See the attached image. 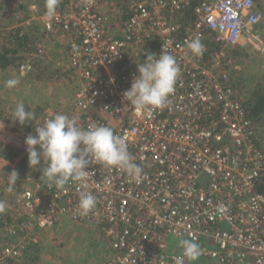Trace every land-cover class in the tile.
<instances>
[{
  "label": "built area",
  "instance_id": "2783aa9c",
  "mask_svg": "<svg viewBox=\"0 0 264 264\" xmlns=\"http://www.w3.org/2000/svg\"><path fill=\"white\" fill-rule=\"evenodd\" d=\"M116 1L128 16L119 35L100 11L102 0H59L52 20L44 5L41 15L29 11L25 26L69 44L68 65L81 81L72 98L78 125L108 126L123 137L147 179L137 184L124 171L97 164L89 166L86 185L63 190L25 176L13 212L0 220V232L13 239L0 249V264L19 261L38 230L62 219L94 226L109 250L102 264H160L162 258L174 264L182 239L197 242L199 258L215 264H264V145L231 83L234 60L227 53L248 42L264 52L257 31L262 11L254 0H203L186 23L190 0ZM197 37L202 55L187 47ZM163 45L179 68L175 92L165 107L137 113L123 93L137 65L148 53L159 57ZM10 128L0 121V142L26 150L35 128ZM85 190L96 206L82 216ZM2 195L0 187V201Z\"/></svg>",
  "mask_w": 264,
  "mask_h": 264
},
{
  "label": "clouds",
  "instance_id": "9594fccd",
  "mask_svg": "<svg viewBox=\"0 0 264 264\" xmlns=\"http://www.w3.org/2000/svg\"><path fill=\"white\" fill-rule=\"evenodd\" d=\"M59 0H46V17L52 20L56 14ZM188 49L194 55L203 54V45L199 38L187 42ZM179 68L176 58L163 45L159 57L148 53L146 59L137 65V75L131 87L123 93V100L137 113L159 109L169 103V97L175 92ZM19 81L8 79L5 86L15 87ZM34 119V114L25 109L23 102L17 103L11 114V120L25 125ZM28 163L33 169L41 166L42 176L58 190L65 185L79 183L86 185L91 171V164L103 165L124 171L132 181L142 183L147 176L143 169L133 161L128 151L126 140L114 134L108 126L89 125L87 128L78 125L77 121L65 114H55L45 120L43 126L35 127V135L25 138ZM43 164L41 165V162ZM8 177V190L16 185L18 172L13 170ZM96 206V198L89 191L79 193L78 207L80 215H88ZM5 203L0 201V212ZM182 249L180 255L174 256V264H186L195 261L201 255L200 245L191 239L179 241ZM160 264H166L162 258Z\"/></svg>",
  "mask_w": 264,
  "mask_h": 264
},
{
  "label": "rangeland",
  "instance_id": "374dc122",
  "mask_svg": "<svg viewBox=\"0 0 264 264\" xmlns=\"http://www.w3.org/2000/svg\"><path fill=\"white\" fill-rule=\"evenodd\" d=\"M19 2L22 6H24L23 11L26 10L27 12V18L22 23H20L21 21H19V19L15 17L18 16L19 11L15 14L10 15L12 13L11 11L20 9V7L18 6ZM33 2H39L40 4L44 3L43 0H33ZM33 4L31 0H12L9 5L5 6L6 8L0 15V25L12 27L14 24H17V21H19V24L17 26H25L26 22L29 20L28 11L32 13L33 10V14L35 15H41L43 13V5L36 4L37 9H31V6ZM260 4L261 6H259V8L264 15V0L260 2ZM117 6L119 7L121 6V4L116 0H105L102 3L100 11L102 12L107 8L112 10L113 8H117ZM20 12H22L21 9ZM109 15L111 20V16L113 14L109 13ZM19 16L21 17L22 15L20 14ZM23 18H25V16ZM257 31L258 35H261V37L264 36V19L262 25L258 28ZM43 43V48L40 47L41 53L39 54V57L40 60L43 61V64L49 65L50 69L52 70L42 79H38L36 71H33L34 73L32 72L33 74L31 75V78H28L29 72H20V79H23L24 82L22 80H18L19 76H16L15 72H11L12 75L9 73L6 74L0 72V95L5 100H7V103L10 104V108L13 110L16 107L17 103L23 102L27 111H33V127L37 126L39 121H41L44 117L54 116L57 113L65 114L70 118L76 120L77 117L72 113V98L81 87V81L75 74V71L68 65L69 44L66 43L63 39H48L47 36L43 40ZM227 51L228 55L233 58V55L231 53L232 50ZM237 52H239L241 56L240 54L237 55L236 60L233 64L234 69L231 72L232 74H234V76L236 75V73L240 74L241 72L245 73V75L247 76L246 77L243 75L244 78H246V81L245 83H243V85H245L243 89L240 90V93H253L258 89L257 85L260 80L264 84V52L262 50H259L255 46V44L251 45V43L249 42L247 43V45L245 44L242 49H237ZM56 72L59 73L58 76L52 77L51 75H55ZM13 78L17 79L19 83L13 88L6 87L5 82L8 79ZM247 79H249V81ZM10 127L11 131H18L19 129H21L19 126L12 123L10 124ZM258 135L260 137L259 139L262 145H264V127H262ZM26 153L27 152H24V155H22L20 159H24ZM42 164L43 162H41V165ZM40 167L41 166H37V169H32L29 166V163H26L20 173H24L23 176H32L35 174L37 178L39 177L40 179H42V171L40 170ZM10 170L13 171V167ZM8 174L9 172L4 167V164H2L0 161V187L3 191L1 201L5 203L4 211L0 212V220L5 213L10 214L11 212H13V209L11 208L12 201L17 192L15 188L16 186H19V188H21V186L23 185L22 181L16 186H13L12 190L9 191V185L6 182V185L3 188L5 179H8ZM81 225V228L77 229L76 227H71L69 228L70 231H67L65 233L64 231L53 233V230L56 227L43 230L44 233L40 236L42 238V245H35L33 243H30L28 248H30L29 250H37L38 253L45 248L46 244L51 243L54 248L51 250L48 248L49 252H47V249H45V251L47 252V255L50 252H53V256L56 257H52L58 260V264H102L103 260H101V256L105 253V247L107 248V246L104 243L101 234L95 231V229H90V227H87L86 224ZM40 234L41 233L39 232L38 235ZM11 241H13V239L11 240L10 238L2 237V232H0V249L3 248L6 243ZM192 263L215 264L214 262H210L201 258L192 261Z\"/></svg>",
  "mask_w": 264,
  "mask_h": 264
},
{
  "label": "trees",
  "instance_id": "16d2710c",
  "mask_svg": "<svg viewBox=\"0 0 264 264\" xmlns=\"http://www.w3.org/2000/svg\"><path fill=\"white\" fill-rule=\"evenodd\" d=\"M12 0H1L0 2V15L2 11L6 8V5H9V3ZM191 7L187 12V16L184 19L187 22H190L192 20V12L196 6H198L203 0H190ZM258 6H261L260 2L263 0H254ZM32 4L37 5H45V3H37L33 2L31 0ZM22 12H20V9L11 11L12 14L17 13L18 16H15L16 18L21 21L20 23L24 22V20L27 18V12L26 10L23 11V7L20 2L18 4ZM29 13V11H28ZM6 14V13H5ZM4 14V15H5ZM22 15L21 17L19 15ZM25 16V18H23ZM127 15L124 13L122 17V21L127 20ZM19 21H17V24H14L12 27L6 26V25H0V72L2 73H9L12 75L11 72H15L16 76L18 77L19 81H23V79H20V72L21 67L23 65L29 64L32 67V70L28 73V78H31L32 74L36 71V74L38 76V79H42L46 74L51 72L52 69H50L49 65H44L43 61L40 60L39 54L41 53V48H43V40L45 39L44 33L40 31V28L38 26L36 27H26V26H17L19 24ZM21 25V24H20ZM234 61L236 60L237 55L240 53L237 52V50L231 51ZM241 56V54H240ZM34 71V72H33ZM33 72V73H32ZM58 72H56L55 75H51L52 77L58 76ZM245 73L241 72L240 74L236 73L232 74L230 73L231 83L234 85V88L236 92L238 93V96L243 101L247 114L249 118L253 121L256 127V131L259 134L262 127H264V84L263 82H258V89L253 93L248 94H242L240 93V90L243 89L246 78H244ZM13 76V77H16ZM247 77V76H246ZM249 81V79H247ZM24 82V81H23ZM15 109V108H14ZM31 111V110H30ZM13 112V109L10 108V104L7 103V100H5L0 95V121L6 122V123H12L20 128H23L24 130L30 131L33 130V122L34 119L31 122L26 123L25 125H20L18 122H13L11 120V114ZM33 113V111H31ZM259 137V135H258ZM260 138V137H259ZM24 152H27L26 150H20L17 148L10 147L9 145L3 144L0 142V161H6V169L12 172L13 170L18 172V180L16 182V185L18 183H21L23 179L25 178L24 173L21 174L20 172L23 170V166L28 163V153L25 154L24 159H20L22 155H24ZM43 162V161H42ZM20 173V174H19ZM42 174V172H41ZM15 185V186H16ZM17 191L19 190V186H16L15 188ZM8 264H17V262H9Z\"/></svg>",
  "mask_w": 264,
  "mask_h": 264
},
{
  "label": "crops",
  "instance_id": "0c3cea01",
  "mask_svg": "<svg viewBox=\"0 0 264 264\" xmlns=\"http://www.w3.org/2000/svg\"><path fill=\"white\" fill-rule=\"evenodd\" d=\"M105 0H102V2H104ZM121 4V3H120ZM111 9H104L102 11V13H105L107 14L109 17V13L110 14H113L111 17V31L114 33V35H119L121 34L120 30H121V22H122V19L121 17H123V14L126 13V10H125V5L121 4V6H117V8H113L111 11ZM110 11V12H109ZM109 12V13H108ZM262 39L264 40V36L262 37ZM3 143V142H1ZM5 144V143H3ZM8 145V144H6ZM10 146V145H9ZM12 147V146H10ZM14 148V147H13ZM2 164H4V167L6 168V161H1ZM7 170V169H6ZM10 174V171L7 170ZM4 180V179H3ZM6 182L8 183V179H5V184L3 185V188L4 186L6 185ZM5 190V189H4ZM14 206V199L12 201V207ZM87 227H90V229H94V226L90 225V224H86ZM1 226V225H0ZM80 226H82L81 224H76V223H73V222H69L68 220H65V219H62L61 222H59L55 227V229L53 230V233H59V232H67V231H70L69 228H74L76 227L77 229L81 228ZM39 232L41 233L40 235ZM43 230H38L37 231V234L35 236V239H34V242H31L35 245H42V238L40 237L42 234H43ZM2 237L3 234H2ZM6 245V244H5ZM48 248L51 250L53 249L54 247L52 246L51 243L49 244H46L45 248L42 249L41 251H39L37 253V250H29L30 248H28V250H26L23 254H22V257L19 261V263L17 264H58V260L56 258H53V257H56V256H53V252H50L48 255H47V252L48 251ZM45 249H47V252L45 251ZM53 256V257H52ZM108 256H109V250L108 248L105 247V253L101 256V260H103V262H105L107 259H108ZM60 259V257H59ZM99 259V258H98ZM62 262V261H61Z\"/></svg>",
  "mask_w": 264,
  "mask_h": 264
}]
</instances>
